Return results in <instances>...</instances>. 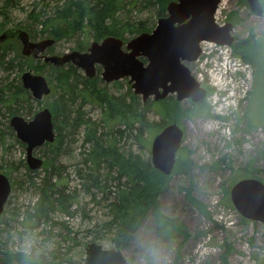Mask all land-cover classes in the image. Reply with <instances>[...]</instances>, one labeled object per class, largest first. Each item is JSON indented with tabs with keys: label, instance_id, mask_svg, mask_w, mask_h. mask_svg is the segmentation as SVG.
<instances>
[{
	"label": "rangeland",
	"instance_id": "obj_1",
	"mask_svg": "<svg viewBox=\"0 0 264 264\" xmlns=\"http://www.w3.org/2000/svg\"><path fill=\"white\" fill-rule=\"evenodd\" d=\"M55 1L19 0V8L11 11L7 20L5 19V29L25 28L28 21L26 15L31 9L36 7V10H39L45 4L53 6ZM125 1L127 3L129 0ZM128 7L129 5L125 6L124 12H120L119 16L123 19L128 16L133 20L146 19L148 23H155L153 13L140 11L138 6L127 14ZM234 12L237 13L238 21L234 33L240 39L248 35L249 30L255 35L264 33V19L253 16L242 0H223L217 14L218 22L228 19V15ZM37 32L33 40L42 37L38 30ZM84 39L86 46L94 40L91 33L80 32L73 37L57 41L49 52L63 55L68 51H78L76 45ZM9 43L11 44L5 61L22 62L23 59H19L16 54L20 46L17 47L18 44L14 40ZM202 46L201 59L189 63L188 66L194 76L208 88L209 97L204 103L206 108L209 106V116L181 117L178 120L184 131L182 153L189 158L193 166L188 174L173 172L169 177L167 191L159 198L162 212L175 218L179 225H182L184 234L169 240L159 239L155 235L153 219L147 216L134 234L132 245L123 250L130 264H221V258L225 255L228 264H264V224L248 222L237 211L223 204L229 196V183L242 178L241 175H253L264 182V46L258 49L254 56L256 73L253 66L247 62L240 63L226 48L217 49L211 44ZM26 65L24 63L22 69L14 66L8 72L0 70V85L12 83V86L17 85L20 88L19 76L28 70ZM229 68L234 69L232 74L229 73ZM47 71L49 66H46L41 74L45 75ZM77 72L82 75L80 69ZM97 77L96 80L100 83L98 86L106 85L113 94L127 93L130 89L126 79L119 81L121 88H118L113 86V83H102L100 76ZM55 93L56 90L45 99L48 105L54 99ZM138 98L141 102V98ZM41 103L32 99L28 93L27 100H17L10 106L15 109L14 113L9 114L6 111L8 108L1 109L4 114L1 117V126L5 130L0 135V172H7L13 164L14 169L9 177L15 184L6 210L0 218V250L9 248L29 253L39 259L36 264H83L87 242L94 240L106 248L112 247V243L106 238L107 229L97 228L109 219L103 199L109 192L103 196L99 191L92 190L91 194L81 190L82 182L77 175L78 169L86 171L80 163L79 155L82 150L81 130L76 134L73 143L65 134L62 147L66 151L53 156L51 160L55 169L62 168L60 175L50 174L51 182L58 183L59 188L63 187L64 194L74 196L75 199L71 204H63L65 210H60V206L51 210L48 215L50 221L34 219L35 221L29 223L25 220L28 213L33 211L32 207L38 199V191L30 182L32 181L35 187L39 186L41 180L47 176V171L42 167L34 173L26 171L25 167L20 165V162L24 161V145L18 142L14 130L7 127H10L9 120L14 114L30 120L34 112L43 106V101ZM187 104L180 103L183 110L187 108ZM82 107V111L92 120L99 118L98 106ZM161 118L160 113L154 109L146 115V119L154 124H158ZM109 126L114 128L113 130L123 128L111 122ZM103 129L101 126L99 131ZM147 129L141 142L135 140L131 129L124 131L127 135L119 141L122 149L148 158L156 125ZM47 146L38 147L34 155L50 164L51 153ZM86 148L88 149V146ZM224 157L226 161L222 165L212 166L214 160ZM228 159L230 161L226 164ZM206 165L209 166L203 167ZM112 186L109 185V189L113 191ZM189 187L191 196L200 206L205 207L208 215L200 212L199 208L191 203L187 197L186 188ZM98 230H102L104 235L99 236ZM67 235L75 242L65 239L64 236ZM176 256L177 263L174 261ZM9 264L18 262L11 261Z\"/></svg>",
	"mask_w": 264,
	"mask_h": 264
},
{
	"label": "trees",
	"instance_id": "obj_2",
	"mask_svg": "<svg viewBox=\"0 0 264 264\" xmlns=\"http://www.w3.org/2000/svg\"><path fill=\"white\" fill-rule=\"evenodd\" d=\"M169 2L171 0H129L127 3L125 0H56L53 6L45 4L39 10H36V7L31 9L26 15L28 21L25 23V28L29 30L32 38L38 33V30L40 36L45 35L56 40L73 37L80 32H88L91 33L94 40H101L105 36H115L125 41L140 32H148L154 26L153 22L148 23L146 19L133 20L128 16L124 19L120 17V12H124L125 6L129 5L127 14L139 6L140 11H149L153 13L155 19H158L165 16V8ZM261 2L264 7V0ZM17 8H19V0H0V31L6 25L5 19L8 18L11 11L17 10ZM227 20L237 24V13L228 15ZM249 31L250 33L246 37L238 39L232 44V54L257 69L254 56L258 49L264 46V33L257 36L251 30ZM86 43V39H84L76 45V48L84 49ZM8 49V47L0 46V70L8 72L14 66L22 69L25 63L35 72L44 71L46 65H41L39 61L34 64L32 61L30 62V59L25 60L24 58L22 62L16 63L11 60L5 61ZM46 77L56 90L54 99L48 105L53 116L56 138L53 143L44 146L48 145L51 161L53 156L64 152L65 149L62 145L66 135L73 143L76 134L80 130L82 131L80 145L82 150L79 155L80 163L86 171L78 169L77 175L82 182L81 190L87 193H91L92 190L99 191L103 193V196L108 195L109 192V195L103 198L106 216L109 219L98 225L97 228L107 229L106 238L116 249L120 250L128 249L132 245L134 234L142 226L147 216L153 219L155 235L159 239L169 240L184 234L182 225H179L175 218L164 214L159 202L160 196L167 191L170 176H163L154 169L149 157L143 158L132 151H124L119 141L127 135L124 131L131 129L135 140L141 142L144 131H148L147 128L156 125V131H158L165 126L164 118H172L178 122L181 117L209 116V106L206 108L205 103L202 102L199 106L191 105L183 110L176 100L171 99L161 102H140L130 89L127 93L113 94L106 85L98 86L100 84L96 80L98 77L88 80L84 75L78 73L71 64L60 68L49 66ZM5 79L7 78L5 77ZM11 84L0 85V135L5 130L1 126V117L4 116L1 109L8 108L6 111L10 114L15 111L10 107L13 102L27 100L28 97L27 91ZM113 86L121 88L119 82H115ZM84 105L98 106L99 118L97 120L89 118L82 111ZM152 109L162 116V120L158 124L150 123L146 119L147 113ZM110 122L114 125H121L123 128L113 130L114 128L109 126ZM101 126L107 129L99 131ZM7 128L10 129V127ZM183 151L184 149H180L178 152L174 172L188 174L193 164L182 153ZM225 161L226 157L216 159L212 166L222 165ZM229 161L228 159L226 164ZM20 165L29 171L25 160L21 161ZM207 166L209 165L203 167ZM48 167L51 171L48 170ZM13 169L12 164L8 168V173L6 170L4 173L9 176ZM43 170L47 171V176L41 180L39 186L35 187V184L30 182L38 191V199L32 207L33 211L29 212L25 218L29 223L35 221L34 219L50 221L48 215L51 210L57 209L58 206H60V210H65L63 204H71L75 199L74 196L64 194L63 187L59 188L58 183L50 180V174L60 175L62 168L61 170L55 169L53 161L48 164V161L45 160ZM113 182L114 186H112ZM230 183L232 184L234 181ZM230 183L229 185H231ZM13 184L15 181H11L14 188ZM109 185L112 186L113 191L109 189ZM186 189L187 197L191 203L197 206L200 212L208 215L205 207L200 206L191 196L190 187ZM223 204L231 206L228 199ZM97 234L102 236L104 232L98 230ZM64 238L74 241L69 235ZM177 251L179 255V248ZM177 259L178 256L174 259L175 263H177ZM221 259V264H228L226 255ZM11 261H17L18 264L39 263V259L29 253L25 254L9 248H5L4 251L0 250V264H9Z\"/></svg>",
	"mask_w": 264,
	"mask_h": 264
},
{
	"label": "water",
	"instance_id": "obj_3",
	"mask_svg": "<svg viewBox=\"0 0 264 264\" xmlns=\"http://www.w3.org/2000/svg\"><path fill=\"white\" fill-rule=\"evenodd\" d=\"M251 13L264 18L260 0H244ZM220 0H172L166 6V15L160 17L149 32H141L126 41L115 36H106L101 42L93 41L86 51H69L63 55H44V61L54 67L67 63L81 68L87 78L95 75L96 65L101 66V77L105 82H115L128 77L134 95L146 101L151 96L162 101L168 95H176L178 101L189 99L198 104L207 93L196 82L186 63L197 60L201 52V42H212L217 46H231L234 41L232 22L217 25L214 14ZM16 40L20 53L37 58L39 54L54 44L50 38L29 41L27 31L8 29L0 34V44ZM143 59L146 61H143ZM22 86L28 89L37 100L49 94L46 78L25 71L20 76ZM9 126L15 136L26 144L25 160L29 169L36 170L42 160L33 156L35 147L55 138L51 113L47 108L26 121L19 115L10 118ZM183 131L177 124L165 126L152 140L151 164L164 176L171 173L176 153L181 146ZM11 186L7 177L0 173V214ZM233 207L244 218L264 223V184L256 178L241 179L230 192ZM84 264H128L122 252L105 249L102 245L90 242L85 247Z\"/></svg>",
	"mask_w": 264,
	"mask_h": 264
}]
</instances>
